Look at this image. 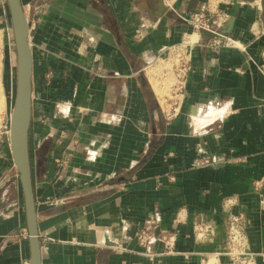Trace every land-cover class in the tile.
<instances>
[{"label":"crops","instance_id":"crops-1","mask_svg":"<svg viewBox=\"0 0 264 264\" xmlns=\"http://www.w3.org/2000/svg\"><path fill=\"white\" fill-rule=\"evenodd\" d=\"M172 1L184 13H228L220 30L238 45H214L217 36L165 0H21L34 59L30 146L42 264H201L225 247L228 199L232 212L245 213L251 250L264 251V0ZM0 53L13 98L7 0ZM159 59L173 60L166 74L183 70L184 87L167 105L147 73ZM210 110L220 116L196 123ZM1 134L0 264H31L19 172ZM57 145L64 169L54 162ZM156 213V235L175 239L148 250L135 235ZM201 221L216 228L203 242L193 227Z\"/></svg>","mask_w":264,"mask_h":264},{"label":"water","instance_id":"water-1","mask_svg":"<svg viewBox=\"0 0 264 264\" xmlns=\"http://www.w3.org/2000/svg\"><path fill=\"white\" fill-rule=\"evenodd\" d=\"M16 44L15 103L11 115L10 143L14 163L19 172V183L26 207V219L30 231L31 264H42L39 218L33 187L30 131L33 116L34 59L31 45V30L21 0H7ZM161 0V7L164 6ZM202 33L218 36L203 29ZM158 233V232H157ZM159 234V233H158Z\"/></svg>","mask_w":264,"mask_h":264},{"label":"built area","instance_id":"built-area-1","mask_svg":"<svg viewBox=\"0 0 264 264\" xmlns=\"http://www.w3.org/2000/svg\"><path fill=\"white\" fill-rule=\"evenodd\" d=\"M165 2L178 17L190 24L197 31L206 29L216 33L218 36L213 40L214 45H238L234 39L224 34L220 30V28H223L229 19L228 13H218L215 17L211 18L207 16L205 12H180L175 8L174 2L172 0H165ZM243 49L247 52L246 48L243 47ZM248 57L254 61L250 54H248ZM182 71V69L177 71L178 82L173 86V92L175 94L179 93V91L184 87L181 76ZM176 115V111L171 110L167 116V119L170 120ZM6 128L7 130H5V132H7L10 140V125L6 126ZM56 148L57 150H55L54 162L59 169H64L67 165V158L64 157L59 145H57ZM235 203L236 202L231 199L225 201V209L228 211V214L226 216V239L224 249L207 255L202 259L201 264H222L221 258L224 257L229 259L234 264H259L261 260H264V251L254 252L250 248L249 235L243 223L245 219V213H234L231 211V207ZM158 224L159 216L156 213L149 216L145 220L144 224L137 230L135 237L140 245H142L145 249L150 250L154 242L160 238L165 240L167 245L174 241L175 235H170L169 233L164 235H156V228ZM193 227L196 239L202 242L209 240L216 234V228L214 224L209 221L196 222ZM26 264L30 263L26 262Z\"/></svg>","mask_w":264,"mask_h":264},{"label":"bare ground","instance_id":"bare-ground-1","mask_svg":"<svg viewBox=\"0 0 264 264\" xmlns=\"http://www.w3.org/2000/svg\"><path fill=\"white\" fill-rule=\"evenodd\" d=\"M193 41H194V37H192L190 40H188V43H191ZM185 43H187V42H185ZM169 61H170L169 59H159V60L153 62L152 64H150L149 67L147 68V73L150 77V80L153 83L156 92L160 95L162 100L164 99L165 96L170 94V90L178 82V74L177 73L175 75L176 80H177L176 83H175V81L173 82V77L171 75H169V73L168 74L165 73V71L168 68H170L169 63L171 61L170 62ZM161 81H163V83H164L163 86L160 84ZM4 98H5V96H4V88H3V81H2V61H1V53H0V116H1L3 109H4V103H5ZM14 103H15V99L11 104V115L13 113ZM210 114L213 116L214 119L210 116ZM210 114H206V115L197 114L195 117L196 123L199 122V124H203V123H206L210 120L211 121L215 120L216 118H218V116H220V113L218 110L217 111L210 110ZM9 123L11 126V117L9 119ZM72 225H71V228H73Z\"/></svg>","mask_w":264,"mask_h":264},{"label":"rangeland","instance_id":"rangeland-1","mask_svg":"<svg viewBox=\"0 0 264 264\" xmlns=\"http://www.w3.org/2000/svg\"><path fill=\"white\" fill-rule=\"evenodd\" d=\"M172 60V59H171ZM170 62V61H169ZM173 62V60L171 61ZM171 62L169 63V66L171 67ZM16 63V61H15ZM169 75H171L173 77V82H177L176 80V76H175V73L174 72H171ZM15 86H16V66H15V69H14V75H13V78H12V82L10 80V83L8 85V88H9V92H11V88L14 87V97L12 98L11 94H8L7 93V88H6V84L5 82L3 81V88H4V100H5V103H4V109H3V112L0 116V135L1 132H5V130H7L6 126L10 125L9 123V119L11 117V102L15 99ZM173 87L172 89L170 90V94L165 96L164 99H163V102H164V105H167V102H165V98L168 97V98H173ZM10 96V97H9ZM169 108V106H167V109ZM168 111V110H167ZM5 122V123H4ZM6 138L9 139V136H7ZM31 151H32V148H31Z\"/></svg>","mask_w":264,"mask_h":264}]
</instances>
